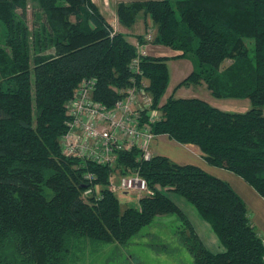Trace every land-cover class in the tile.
<instances>
[{
  "label": "trees",
  "instance_id": "1",
  "mask_svg": "<svg viewBox=\"0 0 264 264\" xmlns=\"http://www.w3.org/2000/svg\"><path fill=\"white\" fill-rule=\"evenodd\" d=\"M36 2L43 20L31 34L28 0H0V264H75L95 245H128L161 216L179 222L194 264H264V239L244 200L201 167L162 155L146 161L136 147L117 151L114 166L62 154L66 106L79 85L97 79L95 99L112 108L132 86L130 65L139 54L91 0ZM142 14L156 31L150 44L175 53L140 58L137 82L149 81L153 108L162 114L152 133L198 147L210 165L239 176L264 198V0L118 4L121 26L132 28ZM138 41L148 44L144 36ZM171 59L194 61L176 89L205 84L212 96L248 99L253 108L227 113L173 94L162 104ZM116 172L120 178L138 173L154 195L123 210L111 190ZM88 189L93 193L86 199ZM171 193L197 209L221 251L207 246Z\"/></svg>",
  "mask_w": 264,
  "mask_h": 264
},
{
  "label": "rangeland",
  "instance_id": "2",
  "mask_svg": "<svg viewBox=\"0 0 264 264\" xmlns=\"http://www.w3.org/2000/svg\"><path fill=\"white\" fill-rule=\"evenodd\" d=\"M36 0H28V12L26 17V24L29 28L30 33L34 31L35 26L42 23L40 13L37 9ZM138 22V21H137ZM38 23V24H36ZM117 33H121L122 29L118 25H115ZM134 27V26H133ZM129 28V41L133 42L135 36L140 34L146 36L149 33L152 34V41L155 36V28L152 26V22L139 21L137 28ZM3 26L0 23V40L2 41L4 32ZM37 29V27H36ZM35 29V30H36ZM116 32V31H115ZM31 37V36H30ZM132 37V38H130ZM33 40V39H31ZM149 41L148 43H152ZM138 40L134 42V46L138 45ZM140 44V42H139ZM160 50H155L153 54L156 56L171 57L174 53L171 49L166 47H157ZM52 53V52H48ZM169 68V86L165 96L162 99V104L174 94L175 98H193L197 97L203 101L209 102L211 106L218 108L221 111L227 113H246L253 108L250 100H239V99H218L210 93L207 87L204 85H189L178 88V85L185 80L194 70L193 59L175 60L171 59L168 62ZM149 83V81H147ZM127 90V89H126ZM124 90V91H126ZM161 113V112H160ZM162 118V114H161ZM152 145V143H151ZM168 152L173 154L177 149L167 148ZM178 151V150H177ZM152 153V147L150 149ZM231 173V172H228ZM231 175L236 176L231 173ZM120 174L116 172L113 176V184L119 187ZM226 179V177L224 178ZM100 188L98 189V191ZM87 191V190H86ZM85 191V192H86ZM119 199L121 208L123 210L127 208L139 207V200L143 198L144 194L136 192H119L116 194ZM171 198L187 213L189 219L193 223L196 231L203 238L207 246L214 252L221 251V245L218 237L213 232L212 228L201 218L197 209L188 202L185 198L171 193ZM84 197L87 199L91 197L84 193ZM263 219H260L261 225H255L257 232L264 237V212ZM157 220L149 227L144 228L140 234L133 239L126 246H115V245H95L88 249L84 255H82L75 264H194V259L189 253L188 249L184 245L181 235L177 230L178 221L171 216H161L156 218ZM259 220L257 221L259 224Z\"/></svg>",
  "mask_w": 264,
  "mask_h": 264
},
{
  "label": "built area",
  "instance_id": "3",
  "mask_svg": "<svg viewBox=\"0 0 264 264\" xmlns=\"http://www.w3.org/2000/svg\"><path fill=\"white\" fill-rule=\"evenodd\" d=\"M145 41H152L151 33L145 36ZM145 45H136L139 57L130 65L133 74L132 86L121 92L123 98L112 108H107L95 99L97 79L84 80L79 85L66 106L68 130L60 142L64 156L114 166L117 151L136 147L142 151L144 160L152 159L151 143L156 136L152 133L151 125L161 120V113L153 108L147 80L137 82L143 75L140 58L147 56ZM86 179L90 182L96 180L91 174H88ZM119 184L116 188L112 183L111 190L116 193L117 190L136 192L148 197L154 195L147 181L138 173L121 177ZM98 189L99 187L95 188L97 192ZM92 193V189L85 192L86 195Z\"/></svg>",
  "mask_w": 264,
  "mask_h": 264
},
{
  "label": "crops",
  "instance_id": "4",
  "mask_svg": "<svg viewBox=\"0 0 264 264\" xmlns=\"http://www.w3.org/2000/svg\"><path fill=\"white\" fill-rule=\"evenodd\" d=\"M91 1L97 7L99 12L103 15V17L108 22L111 23L112 27L117 32V30L115 29L116 28L115 25H118L121 28L124 27V26H121L118 22V16H117L118 4L137 2V1H151V0H91ZM155 1H160V0H155ZM139 21H143V23L145 24V22H150V19L142 14L141 17L139 18L138 22ZM138 22L134 25L133 28H137ZM124 28L125 29H122L121 33H123L129 40V34L127 33L129 28H126V27H124ZM126 30H127V32H126ZM140 36H142V35L137 34L135 36L134 40H132L133 42H131V43L134 44V42H136L138 40V37H140ZM130 38H132V37H130ZM157 47H160V46L146 44L145 49L147 51V56L155 57V58L164 57V56H159V55L156 56L155 54H153V52L155 50H157V51L160 50ZM161 47H164V46H161ZM174 54L175 53H173L171 57H173ZM181 60H184V59H181ZM193 98H197V97H193ZM183 99H189V98H183ZM207 103H209V102H207ZM151 147H152V153L154 156H158V155L165 156V157L169 158L172 162H174L178 165H195V166L201 167L207 173L214 175V176L224 180L225 182L229 183L232 186V188L237 192V194L244 200V202L247 206V209H248L249 218H250L253 226L261 225L262 222H260L259 218L263 219L262 214L264 212V198L261 197L242 178H240L239 176L235 177V176L231 175L232 172L228 173V172H230L228 170H225L223 168L213 167L212 165H210L204 159V156L198 147L181 145V144L171 140L166 135L157 136L153 140ZM167 148H174V149H177L178 151L176 150V152H173V154L172 153L170 154L168 152ZM225 177H226V179H224ZM119 180H120V178H119ZM258 220H259V224H257ZM259 235L264 239V237L260 233H259Z\"/></svg>",
  "mask_w": 264,
  "mask_h": 264
}]
</instances>
